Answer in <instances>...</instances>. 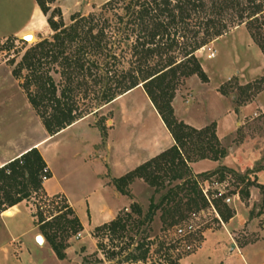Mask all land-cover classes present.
<instances>
[{
	"label": "rangeland",
	"instance_id": "rangeland-1",
	"mask_svg": "<svg viewBox=\"0 0 264 264\" xmlns=\"http://www.w3.org/2000/svg\"><path fill=\"white\" fill-rule=\"evenodd\" d=\"M109 1L55 0L48 16L52 9L59 8L62 18L56 17V20L62 19L64 24L70 25L74 16L99 13ZM261 4L264 5V0H261ZM230 14L226 18L228 22ZM261 15L264 16V11ZM48 16L42 12L36 0H0V157H13L31 150V147L38 148L43 157L53 162L59 176L47 183L48 189L58 192L65 188L82 216H85L87 197L99 182L105 180L101 173L94 171L92 165H88V158L97 154L109 157L111 154L102 142L95 139L91 129L84 130L82 126L51 139L42 118L30 103L25 87L28 71L24 69L20 76L14 73L28 49L44 39L52 38L54 31L47 21ZM262 34L264 38V26ZM184 43L181 39V44L170 51L171 55L184 58ZM195 57L206 79L199 74L179 77L171 103L174 115L187 124L188 120H204L207 124L201 129L214 127L220 147L227 151L220 160L227 156L231 160L228 164L221 163L215 170L203 164L202 168L206 171L197 172L193 168L194 162L212 159L199 158L202 154L198 152L191 153L192 157H197V160L188 162L191 178L199 183L208 205L203 210L191 212L187 206L188 198L182 191L178 200H182L181 213L184 218L174 227L164 224L162 210H158L147 230L151 243L149 259L147 263L140 264H169L170 257L175 260L181 258V261L202 248L211 258L212 244L219 237L229 238V244L233 243L235 247L256 246L253 251L255 256L249 257L250 261L246 264H257L261 261L258 250L261 251V236L264 235V179L260 176L264 172V51L244 23L232 26L222 37L198 49ZM53 74L60 82L61 76ZM32 90H36L35 85ZM139 90L142 93L140 99L138 94L131 96L136 100L133 105L150 103L151 99L142 85ZM76 97L79 108L85 114H94L93 122L107 138V125H112L115 113L126 104H111L103 108L92 93L87 98L84 92ZM229 113L232 116L226 122L224 117ZM220 122L225 128L221 125L222 130L219 131ZM34 144L40 145L33 147ZM205 147L206 153L212 155L208 146ZM192 148L197 149V145ZM68 164H71L70 169H67ZM48 172L50 176L49 168ZM204 173L207 175L204 176ZM169 177L164 176L156 187L144 179H135L129 186L130 194H124L129 197L128 207L120 210L118 216L133 213L134 206H139L146 214L153 201L158 204L168 188L181 183ZM46 181L42 179V187L37 194L32 190L31 196L23 202L0 208V264H81L85 257L95 261L92 254L97 252L99 243L105 247L104 251L99 252L103 264H118L117 258L111 260L108 254L118 252L123 247L125 251L134 247L128 237L111 242L108 236L97 233V227L72 235L65 259H59L47 241L43 245L35 244L34 236L43 235L39 227L40 214L50 219L60 211H66V204L71 206L63 194L48 195L44 186ZM217 203H221L222 209L224 205L229 208L227 213L232 216L228 220L220 214ZM189 225L194 226L193 232L181 237L178 229ZM138 238L134 237L132 242L135 243ZM187 244L192 248L187 249ZM236 249L230 264H245L239 248Z\"/></svg>",
	"mask_w": 264,
	"mask_h": 264
},
{
	"label": "trees",
	"instance_id": "trees-1",
	"mask_svg": "<svg viewBox=\"0 0 264 264\" xmlns=\"http://www.w3.org/2000/svg\"><path fill=\"white\" fill-rule=\"evenodd\" d=\"M54 1L36 0L46 16ZM231 11L234 12L230 14ZM263 11L261 0H111L99 13L74 16L73 22L66 25L62 19L56 20L62 18V12L54 8L47 17L54 31L52 38L40 41L23 55L14 73L20 76L24 69L28 71L25 87L30 103L51 136L88 115L79 108L77 94L84 92L86 98L94 94L102 107L142 85L175 139L173 147L114 181L126 195L137 178L155 187L164 176L181 182L168 188L158 204L153 201L146 214L134 206L133 213L119 215L96 228L111 242L126 237L131 240L134 247L129 251L123 247L108 254L111 260L117 258L116 263L148 262L151 243L147 230L158 210H162V220L169 227L183 222L182 200H178L182 191L191 212L208 205L199 183L191 178L188 162L197 160L191 153H201L202 159L219 160L227 151L220 147L214 127L196 129L175 117L171 103L176 84L181 76L199 74L206 79L195 52L222 37L232 26L245 23L264 51ZM228 14L230 22L226 19ZM181 39L185 41L184 58L178 59L170 51L181 44ZM53 73L61 76L60 82ZM196 145L197 149H193ZM205 146L212 155L206 153ZM47 167L38 148L0 167V208L23 202L32 190L37 194ZM221 203H217L220 214L228 220L232 215L225 205L221 208ZM64 207L66 211L50 219L41 213L39 224L59 259L66 258L70 237L84 229L74 209L67 204ZM136 236L139 238L133 243ZM104 250L99 243L97 252L92 254L95 261L85 257L81 264H103L99 252ZM180 259L170 257L168 263L178 264Z\"/></svg>",
	"mask_w": 264,
	"mask_h": 264
},
{
	"label": "crops",
	"instance_id": "crops-1",
	"mask_svg": "<svg viewBox=\"0 0 264 264\" xmlns=\"http://www.w3.org/2000/svg\"><path fill=\"white\" fill-rule=\"evenodd\" d=\"M139 89L140 86L123 94L122 96H119L109 105L103 107L107 108L108 106H111V104H114L115 106L116 104H122L123 102L126 104L121 107V111H117L115 113V117L112 118V125H107V138L103 136L100 128L95 124V122H93V118L95 117L94 114L86 115L73 125L63 129L51 137V139L57 138L79 126H82L84 130L91 129L95 139L98 142H102L103 147H106L109 154H111L109 157H100V155L97 154L94 157L88 158V165H92V168L94 167V171L101 173L105 180L101 183L99 182L97 188H95L87 197L88 208L85 216H82L81 212L76 207V204L69 197L65 188H62V190L58 192H51L48 189L47 183L54 179H58L59 176L58 172L54 168L53 162L47 157H44L48 164V168L51 171V177L44 185L47 194L50 196L56 194L65 195L68 198L71 207H73L78 214L84 226V230L87 232L92 228L114 220L118 216L120 210L128 207L129 197L117 190L114 182L115 179L125 176L140 165L150 161L175 145L173 135L151 101L150 103L148 102L144 105H133V102L136 100L131 99V96L138 94L140 99V95L142 93H140ZM221 104L222 101L220 105ZM224 110L225 108L223 107V111ZM231 116L232 113L225 116V121L229 122ZM187 122L189 125L197 129H201L207 124L204 120L200 121L198 119L193 121L188 120ZM221 125L225 128V125L223 126V122H220L219 131L220 129L222 130ZM39 145L40 144H34L33 147H38ZM25 152L26 151L17 155L15 154L16 156L13 157H0V167L16 158H19ZM230 160L231 157L228 156L223 161L220 159L208 161L201 160L194 162L193 168L197 172H201L203 170L206 171V169L202 168L203 164H205V166L209 165L211 167L210 170H215L221 163L228 164ZM70 166L71 164H68L67 169H70ZM198 168L200 169L198 170ZM260 176L264 179V172H262ZM37 236L38 234H36L33 239L35 244H37ZM228 241L229 238L227 239V237H219L214 240L212 244L213 251L211 258L207 257L205 254L206 251L202 248L198 253L182 259L180 264H230V260L233 257L234 252L237 250V247L239 248L240 255L244 259L245 264L246 262L249 263V257L251 258V256H255L253 251L256 250V246L252 247V245L249 244L244 247H239L237 245L235 247L233 243L229 244L231 241ZM228 245L229 247H227ZM258 255L261 256V261H258L257 264H264V235L261 236V251L258 250Z\"/></svg>",
	"mask_w": 264,
	"mask_h": 264
},
{
	"label": "built area",
	"instance_id": "built-area-1",
	"mask_svg": "<svg viewBox=\"0 0 264 264\" xmlns=\"http://www.w3.org/2000/svg\"><path fill=\"white\" fill-rule=\"evenodd\" d=\"M47 173H48V168L45 169V174H44V176H43V180H45V181L49 179V176L47 175ZM193 230H194V226H193V225H189V226H187L186 228H179V229H178V233H179V235H180L181 237H185V236H187L188 234H191V233L193 232ZM79 236H80V235H79ZM186 248H187V249H191L192 247H191L190 244H187V245H186Z\"/></svg>",
	"mask_w": 264,
	"mask_h": 264
},
{
	"label": "water",
	"instance_id": "water-1",
	"mask_svg": "<svg viewBox=\"0 0 264 264\" xmlns=\"http://www.w3.org/2000/svg\"><path fill=\"white\" fill-rule=\"evenodd\" d=\"M25 39L28 40V37H25ZM36 240H37V243L40 244V245H43L44 242H45V238H44L43 235H38L37 238H36Z\"/></svg>",
	"mask_w": 264,
	"mask_h": 264
}]
</instances>
